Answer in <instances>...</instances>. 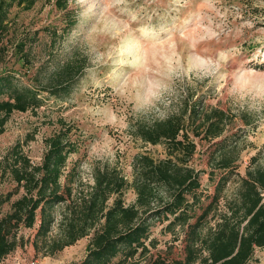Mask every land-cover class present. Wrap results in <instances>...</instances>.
Segmentation results:
<instances>
[{
    "label": "rangeland",
    "instance_id": "obj_1",
    "mask_svg": "<svg viewBox=\"0 0 264 264\" xmlns=\"http://www.w3.org/2000/svg\"><path fill=\"white\" fill-rule=\"evenodd\" d=\"M60 1L73 11L74 26L63 20L57 0H39L31 9L10 12V30L0 42V73L14 75L15 85L38 90L42 102L10 115L0 131V159L20 143L32 161L41 162L45 138L63 119L82 140L69 167L78 166L81 177L93 181L95 167L117 166L132 180L135 157L148 153L163 158L165 146L143 143L131 125L180 112L192 98L232 117L223 137H235L241 153L238 175L225 190L228 199L235 197L248 169L264 167V0ZM77 54L87 65L70 92L54 95L44 89L59 86L55 73ZM197 142L191 164L202 170V189L213 193L220 177L210 162L215 147ZM15 185L6 178L0 193ZM135 199V190L129 189L126 203ZM9 210L10 203L4 204L0 218ZM167 223L153 220L152 236L159 242L152 253L182 258L185 231L179 226L166 230ZM36 232L37 227H22L19 245L0 264H72L85 257L91 237L51 255L35 245ZM250 263L264 264V247L255 249ZM140 264L150 262L144 258Z\"/></svg>",
    "mask_w": 264,
    "mask_h": 264
},
{
    "label": "trees",
    "instance_id": "obj_2",
    "mask_svg": "<svg viewBox=\"0 0 264 264\" xmlns=\"http://www.w3.org/2000/svg\"><path fill=\"white\" fill-rule=\"evenodd\" d=\"M38 1L0 0V42L10 30L11 10H28ZM56 4L65 12L67 26H74L77 20L67 2ZM86 65L87 59L77 54L55 73L59 86L44 89L54 95L70 92ZM14 79L0 73V95H8L0 99V131L14 111L41 106L39 91L15 85ZM231 121L224 110L201 107L192 98L166 118L137 120L131 133L145 144H163L165 157L138 154L132 180L117 166L95 167L93 181L84 180L78 166L69 167V158L82 140L75 126L63 119L45 138L41 162L32 161L16 144L0 159V185L6 178L16 184L0 193V215L3 205L10 203V210L0 218V262L19 245L22 227H37L35 245L51 255L91 235L85 257L72 264H140L144 258L150 264H251L255 249L264 247V167L248 169L235 197L228 199L225 190L232 176L238 175L241 153L235 137H223ZM198 139L215 147L210 162L220 169V177L213 193L202 189V170L191 164ZM210 174L213 179L214 170ZM132 188L136 199L127 204L125 195ZM159 218L168 221L166 230L179 226L185 231L182 258L152 253L159 242L152 236V225Z\"/></svg>",
    "mask_w": 264,
    "mask_h": 264
}]
</instances>
